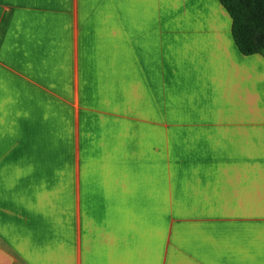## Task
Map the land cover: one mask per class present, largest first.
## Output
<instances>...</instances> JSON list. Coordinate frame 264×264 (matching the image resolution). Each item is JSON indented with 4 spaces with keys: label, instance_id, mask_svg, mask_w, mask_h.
Masks as SVG:
<instances>
[{
    "label": "crops",
    "instance_id": "0c3cea01",
    "mask_svg": "<svg viewBox=\"0 0 264 264\" xmlns=\"http://www.w3.org/2000/svg\"><path fill=\"white\" fill-rule=\"evenodd\" d=\"M0 264H264V56L217 0H0Z\"/></svg>",
    "mask_w": 264,
    "mask_h": 264
},
{
    "label": "trees",
    "instance_id": "16d2710c",
    "mask_svg": "<svg viewBox=\"0 0 264 264\" xmlns=\"http://www.w3.org/2000/svg\"><path fill=\"white\" fill-rule=\"evenodd\" d=\"M231 19V36L244 56H264V0H217Z\"/></svg>",
    "mask_w": 264,
    "mask_h": 264
}]
</instances>
